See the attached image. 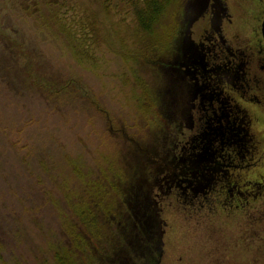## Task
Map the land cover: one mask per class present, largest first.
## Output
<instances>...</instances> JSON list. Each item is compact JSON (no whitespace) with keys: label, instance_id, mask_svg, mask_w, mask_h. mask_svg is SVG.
<instances>
[{"label":"rangeland","instance_id":"obj_1","mask_svg":"<svg viewBox=\"0 0 264 264\" xmlns=\"http://www.w3.org/2000/svg\"><path fill=\"white\" fill-rule=\"evenodd\" d=\"M107 1L0 0V264H264V0Z\"/></svg>","mask_w":264,"mask_h":264},{"label":"trees","instance_id":"obj_2","mask_svg":"<svg viewBox=\"0 0 264 264\" xmlns=\"http://www.w3.org/2000/svg\"><path fill=\"white\" fill-rule=\"evenodd\" d=\"M129 13L132 15L134 22L138 29L154 41V35L165 36L171 22L173 21V11L176 9L177 0H126ZM105 8L110 7L107 0H103ZM172 12V13H171ZM170 18V19H169ZM10 35L6 33L0 23V45L4 44L8 49V53L2 52L0 59L4 61H13L14 66H18L22 56L28 57L26 63L21 67L20 72H26L27 76L31 79L34 86H37L39 91L47 95H54L59 97L68 90V87L53 83L45 79V74L48 73L44 66L39 63V55L30 56L23 48L13 40ZM35 59V61H34ZM19 71V70H18Z\"/></svg>","mask_w":264,"mask_h":264},{"label":"water","instance_id":"obj_3","mask_svg":"<svg viewBox=\"0 0 264 264\" xmlns=\"http://www.w3.org/2000/svg\"><path fill=\"white\" fill-rule=\"evenodd\" d=\"M260 30H261V35H262V37L264 39V14H263V19H262Z\"/></svg>","mask_w":264,"mask_h":264}]
</instances>
